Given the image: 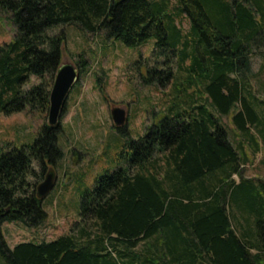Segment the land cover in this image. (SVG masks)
Wrapping results in <instances>:
<instances>
[{"label":"trees","instance_id":"16d2710c","mask_svg":"<svg viewBox=\"0 0 264 264\" xmlns=\"http://www.w3.org/2000/svg\"><path fill=\"white\" fill-rule=\"evenodd\" d=\"M0 10L15 27L0 45V114L49 109L65 43L64 31L52 29L69 23L129 46L155 37L166 68L151 72L162 87L173 81L160 119L129 138L127 163L98 176L81 197V221L56 239L10 247L2 226L46 219L29 178L34 162L44 175L62 158L61 125L45 123L33 144L7 143L0 151L4 264H264V181L244 176L243 143L232 142L221 118L236 108V128L255 126L264 136L256 109L264 101L246 74L254 45L264 42V0H0ZM182 15L188 32L178 25ZM77 66L84 71L82 59ZM32 76L39 82L26 89Z\"/></svg>","mask_w":264,"mask_h":264},{"label":"rangeland","instance_id":"374dc122","mask_svg":"<svg viewBox=\"0 0 264 264\" xmlns=\"http://www.w3.org/2000/svg\"><path fill=\"white\" fill-rule=\"evenodd\" d=\"M177 22L185 32L190 30L191 22L187 16L182 15ZM14 30L12 15L0 10V45L12 40ZM62 30L65 33L62 63L77 65L78 59H82L85 69L69 93L61 118L59 145L63 151L62 158L55 165H47L44 175L39 174L41 167L34 162L29 178L37 189L49 169H54L55 186L43 199L47 217L35 225L5 221L2 227L10 247L23 241L53 240L71 232L81 221V197L94 189L99 175L127 163L131 153L129 138L138 139L152 121L160 119L172 89L173 81L162 87L159 76L151 72L153 67L159 70L166 68L163 64L165 56L156 51L155 37L140 45L129 46L108 37L104 31L88 32L77 23L55 27L52 32ZM262 39L259 37L257 44ZM170 63L172 70L176 71L175 58ZM178 74L176 77L182 72ZM246 74L253 92L264 101V42L259 47L254 45L251 71ZM183 80L179 78L178 81L181 83ZM38 82L39 79L32 76L25 88ZM117 106L126 112L127 133L117 130L112 119L111 110ZM256 109L264 119V104L261 108L256 106ZM48 110L0 114V151L6 150L7 143L17 147L33 144L41 127L47 123ZM235 111L233 108L222 114V121L232 142L236 145L243 143L244 176L256 183L263 182L264 136L255 126L245 133L239 131L233 121ZM234 178L239 181L237 175ZM232 209L238 212L236 206ZM0 264H4L2 258Z\"/></svg>","mask_w":264,"mask_h":264},{"label":"water","instance_id":"95a60500","mask_svg":"<svg viewBox=\"0 0 264 264\" xmlns=\"http://www.w3.org/2000/svg\"><path fill=\"white\" fill-rule=\"evenodd\" d=\"M79 78L80 70L77 65L73 63H62L59 66L55 73L54 82L50 91L47 124L53 127L60 126L69 93ZM111 116L117 127L125 125L127 121L125 110L118 106L112 108ZM55 182L54 169L51 168L46 173L44 180L38 184L36 189L37 196L42 200L45 199L53 190Z\"/></svg>","mask_w":264,"mask_h":264}]
</instances>
